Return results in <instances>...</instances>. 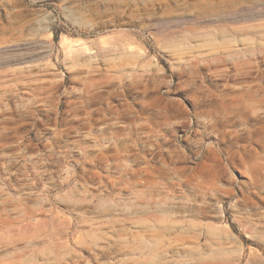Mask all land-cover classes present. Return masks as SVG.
Returning <instances> with one entry per match:
<instances>
[{
	"label": "rangeland",
	"instance_id": "rangeland-1",
	"mask_svg": "<svg viewBox=\"0 0 264 264\" xmlns=\"http://www.w3.org/2000/svg\"><path fill=\"white\" fill-rule=\"evenodd\" d=\"M0 264H264V0H0Z\"/></svg>",
	"mask_w": 264,
	"mask_h": 264
}]
</instances>
